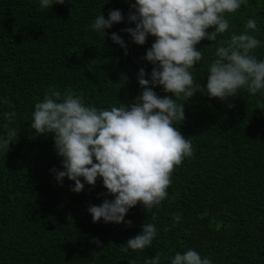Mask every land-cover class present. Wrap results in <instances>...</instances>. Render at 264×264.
<instances>
[{
  "label": "trees",
  "instance_id": "trees-1",
  "mask_svg": "<svg viewBox=\"0 0 264 264\" xmlns=\"http://www.w3.org/2000/svg\"><path fill=\"white\" fill-rule=\"evenodd\" d=\"M64 2L47 10L39 0H0V264H144L157 253L161 264H170L177 252L188 249L212 264H264V109L257 108L264 96L259 93L252 96L242 89L223 102L197 93L188 102L177 101L185 104L178 129L191 140L193 156L173 172L168 198L159 209L145 212L137 204L128 211L130 228L92 222L89 205L113 199L101 195L106 190L100 178L78 194L70 191L74 182L67 178L57 184L50 170L62 168L53 138L37 136L30 128L35 103L50 87L98 109L131 103L142 91L139 69L150 75L152 65L142 58L154 42L148 37L137 46L121 31L135 26L126 20L134 0ZM114 9L125 20L106 29L105 37L94 32L95 18L102 13L107 19ZM225 18L229 29L218 40L239 34L248 19L256 20L259 31L251 34L261 46L253 54L264 60V0H245ZM112 33L122 36L127 56L110 40ZM210 43L197 45L205 59L192 71L202 86L214 58ZM154 91L171 95L160 87ZM9 111L16 113L10 127L17 129L18 139L7 151L3 125ZM174 213L181 217L175 225ZM143 223L156 225L152 244L121 253L120 245L139 234ZM94 251L99 255L93 257Z\"/></svg>",
  "mask_w": 264,
  "mask_h": 264
},
{
  "label": "clouds",
  "instance_id": "clouds-1",
  "mask_svg": "<svg viewBox=\"0 0 264 264\" xmlns=\"http://www.w3.org/2000/svg\"><path fill=\"white\" fill-rule=\"evenodd\" d=\"M64 3V0H39L40 7L47 10ZM244 3L245 0H134L129 3L126 20L135 26L121 31L137 46H143L148 37L154 38L142 58L152 65L150 75L145 68L137 73L140 94L131 103L98 109L86 106L78 95L50 87L43 100L35 103L30 128L37 136L53 138L62 168L50 170L57 184L62 186L67 178L74 182L70 191L78 194L85 185L94 187L100 178L106 190L101 195L113 197L103 199L99 205H89L87 211L93 223L102 220L105 224L123 223L130 228L132 222L125 220L130 209L140 204L145 212H151L168 198L173 172L193 156L191 140L178 129L185 120V104L178 100L188 102L199 93L223 102L237 97L242 89L252 96L258 93L264 96V60L253 54L261 46V41L251 34L259 31L256 20L248 19L239 34L233 32L228 39L218 40L229 29L226 14L236 13ZM124 20L121 10L114 9L107 19L100 13L91 28L105 37L106 29ZM109 38L128 55V46L121 35L112 33ZM203 40L210 41L215 52L206 84L202 86L194 80L192 71L205 59L197 49ZM157 87L171 95H158L154 91ZM4 103L11 107L9 101ZM257 108L264 109V103L258 101ZM15 116L14 111L4 113L7 123L3 127L7 134L3 145L7 151L18 139L17 129L10 127ZM180 218L179 213L173 214L174 225ZM152 220H156L155 214ZM156 236L155 223H143L141 232L120 245V251H142ZM92 243L101 245L98 238H93ZM91 255L98 256L99 252ZM130 264H135V260ZM144 264H161L160 254L145 259ZM170 264H212V261L188 249L183 254L177 252Z\"/></svg>",
  "mask_w": 264,
  "mask_h": 264
}]
</instances>
